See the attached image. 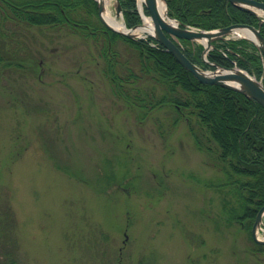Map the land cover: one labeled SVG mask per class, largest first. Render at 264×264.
Returning <instances> with one entry per match:
<instances>
[{"label": "rangeland", "instance_id": "rangeland-1", "mask_svg": "<svg viewBox=\"0 0 264 264\" xmlns=\"http://www.w3.org/2000/svg\"><path fill=\"white\" fill-rule=\"evenodd\" d=\"M0 50L1 264H264L170 106L141 118L77 35L0 21Z\"/></svg>", "mask_w": 264, "mask_h": 264}, {"label": "trees", "instance_id": "trees-1", "mask_svg": "<svg viewBox=\"0 0 264 264\" xmlns=\"http://www.w3.org/2000/svg\"><path fill=\"white\" fill-rule=\"evenodd\" d=\"M120 1L126 25L141 23L136 0ZM166 2L169 15L181 26L214 29L232 23L258 26L260 21L228 0ZM0 21L12 24L14 32L20 26H46L91 43L113 93L127 107L138 110L141 118L170 106L173 125L184 119L195 148L214 154L221 172L214 183L222 198V218L241 224L250 233L253 251L264 252V243L256 242L251 234L264 205V108L259 102L239 90L199 81L161 44L153 45L157 40L151 35L129 38L110 29L99 17L96 0H0ZM260 29L264 36V21ZM212 43L207 55L210 62L224 67L236 64L264 83V58L255 43L247 38L214 39ZM182 48L192 61L214 69L202 58V44ZM9 52L0 50V62L23 67L22 57ZM6 264L18 263L10 259Z\"/></svg>", "mask_w": 264, "mask_h": 264}, {"label": "water", "instance_id": "water-1", "mask_svg": "<svg viewBox=\"0 0 264 264\" xmlns=\"http://www.w3.org/2000/svg\"><path fill=\"white\" fill-rule=\"evenodd\" d=\"M98 1L99 15L101 20L111 29L125 34L130 38L137 37V33L133 32L140 25H136L126 30H119L111 26L103 17L102 13L105 10L104 3ZM158 1H162L165 5L166 14L169 18L175 21V24L168 22L158 10ZM240 9L252 12L260 17L259 26L246 24V23H233L218 29L204 30L182 27L176 18H172L167 13L166 0H144V3L150 13L153 23V31H149L167 51L173 54L176 60L191 72L199 81L208 84H217L227 88L239 90L248 97L255 99L264 108V84L261 79H257L248 71L234 66L231 68L223 67L215 64V70H205L200 65L193 62L178 45V39H187L190 41H199L206 39L202 42L206 48H210L212 40L228 38L229 34H233L237 29H249L254 34L256 40L246 37L259 46L264 54V36L260 30V24L264 21V1L261 0H228ZM116 14H122V5L120 0H116L115 4ZM264 216V205L259 209L252 226L253 238L260 243H264V239H259L257 236V227L262 223Z\"/></svg>", "mask_w": 264, "mask_h": 264}, {"label": "bare ground", "instance_id": "bare-ground-1", "mask_svg": "<svg viewBox=\"0 0 264 264\" xmlns=\"http://www.w3.org/2000/svg\"><path fill=\"white\" fill-rule=\"evenodd\" d=\"M104 3L105 10L103 11L102 15L104 19L113 27L119 30H126L124 20L121 16H117L116 14L112 13L110 9V3L112 0H101ZM144 0H139V2H143ZM158 10L160 14L168 21L175 24V21L169 18L166 14L165 5L162 1H158ZM144 31H153V23L149 17L145 18L144 24L136 28L133 32H144ZM233 34L235 36H248L254 40H256L254 34L249 29H237ZM202 41L206 42V39H202Z\"/></svg>", "mask_w": 264, "mask_h": 264}]
</instances>
